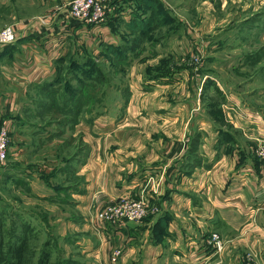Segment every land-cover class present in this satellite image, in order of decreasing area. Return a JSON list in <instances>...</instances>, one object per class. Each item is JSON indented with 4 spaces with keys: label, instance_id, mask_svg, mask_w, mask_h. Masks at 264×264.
<instances>
[{
    "label": "crops",
    "instance_id": "obj_1",
    "mask_svg": "<svg viewBox=\"0 0 264 264\" xmlns=\"http://www.w3.org/2000/svg\"><path fill=\"white\" fill-rule=\"evenodd\" d=\"M62 2L38 1L43 10L33 16L48 14V20H27L16 52L4 62L8 77L17 80L10 82L9 99L0 94V125L12 135L8 151L16 133L25 135L22 147L35 142L31 133L22 134L25 128L15 131L26 124L24 102L37 100L26 94L36 95V85L54 77L67 51L106 62L105 45L134 41L125 52L126 89L111 90L66 126L64 136L55 134L70 141L64 148L77 156L74 175L81 181L68 188V199L56 184L62 172L72 175L71 167L50 175L67 153L62 139L44 143L52 161L44 164L47 179L30 158L24 164L17 146L0 163L18 165L10 172L27 182L25 194L48 203V224L61 246L62 236L74 235L65 255L77 254L79 264H246L247 256L264 264V157L255 155L264 143V0H165L174 18L169 32L151 43L139 40L137 47L141 30L126 26L146 7L137 0H113L99 24L72 25L64 23ZM202 38L206 52L195 56ZM77 141L85 142L84 155ZM143 193L150 210L141 221L96 217L121 196ZM214 232L225 241L221 251L209 243Z\"/></svg>",
    "mask_w": 264,
    "mask_h": 264
},
{
    "label": "rangeland",
    "instance_id": "obj_2",
    "mask_svg": "<svg viewBox=\"0 0 264 264\" xmlns=\"http://www.w3.org/2000/svg\"><path fill=\"white\" fill-rule=\"evenodd\" d=\"M38 1L39 0H0V31L5 28L6 26H13L16 29V33L17 36H20V33L22 31L23 28H25L27 20H31L32 18L34 20L38 19L40 14H37L35 16H33V14L36 13H40L43 8L38 5ZM71 0H63L62 3H64V8H67V4L70 2ZM164 5H165V0H162ZM168 1L170 4L171 3H175L176 0H166ZM190 4H195L196 0H188ZM166 6V5H165ZM169 11V9H167ZM54 11V10H53ZM57 13V12H56ZM63 13L65 14L66 11H63ZM48 14H45L44 16H40L39 18H45V16ZM49 17H47L46 19L48 20ZM171 25H169L167 22L159 27H155L152 30H149V32L147 34H145L143 36L141 40L145 42V43H151L154 41L155 37L159 36L158 33L161 32H165L168 33L169 29H170ZM118 31H120L118 29ZM121 32V31H120ZM135 36V34H128L125 33L124 36L127 39H130L131 36ZM198 48H196V50H194L196 52V55H198V51L199 52H203V54L206 52L205 51V44H204V39L202 38V41L199 42L198 41ZM19 44V39L17 38L16 41L9 43V44H4V45H0V85H1V95L3 94L6 98H10L11 95V89L9 90L10 87V82H16V78L11 79L10 77H8L7 72H5V69L7 68L5 66V61L6 58H11V54L16 52L17 49V45ZM22 48V47H21ZM63 56H65V60L66 62L63 63L60 66V74L57 77L58 80V85L55 88V90L53 91L54 93H56V91H58V94L55 96H51V93H45L43 95H40L39 93H37L36 95L34 94H29L27 93L26 99H40V96H42L44 98V101H48V102H52L53 106H57L58 102H60L62 100V96L64 94L67 93H75L76 91H79L81 89H85L86 91L81 92V95L79 96L80 98H90V93L91 90L94 89L95 87L92 85V89H90V85L88 83H81L80 79H74V75L73 73L70 72V67L72 62H74V65L81 63L82 61V57H79V55L74 56L73 54V49H70L69 51H67ZM194 61L195 62H200L199 59H197V57H194ZM4 63V64H2ZM2 64V65H1ZM116 69V74L114 75L116 77V79H114L115 81H122L123 85L126 84L127 85V81L125 78V73L120 74L119 73V67H118V63H115L113 65ZM77 67V66H76ZM118 71V73H117ZM66 74V76L64 75ZM11 75V74H9ZM12 76H15L14 74H12ZM107 78V75H104L103 78H101L100 83H103L105 81V79ZM65 79V81H64ZM7 90H9L10 92H7ZM7 93V94H6ZM79 97H76L78 99H74V97H71V102L75 108L74 103L79 102V104H81L83 102V100H79ZM1 100H0V104H1ZM33 105V106H31ZM10 108V106H7ZM6 107V108H7ZM46 104L43 105V107H39L37 105V103H29L27 100L24 102V106L22 107V115L25 118L23 121L26 124H21L18 123L17 124V128L15 129V131L17 132H21L22 129L25 130V132L23 131L22 134H25L26 132L31 133L30 138H31V143H33V141H35L33 143V145H29L24 143L23 147L21 146L20 142L21 140L24 138L25 135H21V134H15L13 139L11 140V143L13 145L10 146L9 151L7 149V160H10L11 157L9 158V156H11L14 152L16 146H17V150H16V154H19L18 157H22V161L25 164V160L29 158L32 160V162L36 163V170H38L39 172H47L45 170L47 163H52L51 159H49L51 157L50 155V144L49 145H45L44 143L46 142H50L53 139L58 140V138L62 139V149H66L67 153L62 155V160L60 161V165H62V167L64 166L65 163H69L70 167H71V171L73 172L72 175H65L63 172L61 175H57L59 178H61L62 180V185H64L65 188H67L65 191L64 189H62V199L64 197H66L68 199V188L71 187H75L78 184V181L75 179L74 175V163L75 160L77 159V156H74V150L73 149H67L69 148L71 142L70 141H65V139L56 136L55 134L56 131L58 130V134H61L62 136H64V128L62 127V125L59 123V119H62V117H64L65 115L62 114V112L53 110V108L51 107L50 109L46 110ZM5 108V109H6ZM87 107H83L82 110L86 109ZM12 109L13 105H12ZM187 109V105H185V110L183 111V114H185ZM4 112V110H3ZM83 112H87L86 110ZM53 113V114H52ZM88 113V112H87ZM27 121V122H26ZM25 125V126H24ZM45 125V126H43ZM24 126V127H21ZM35 134H39L38 136H36ZM12 137V135L10 136ZM28 137V135H27ZM65 141V142H64ZM40 144H44L43 145H39ZM36 144L38 146V148L34 149L36 146L34 145ZM48 144V143H46ZM49 146V147H48ZM75 146L77 148V150H81L82 154L84 155L86 153L87 147L85 142H76ZM80 146V148H79ZM8 147H9V142H8ZM67 147V148H64ZM14 149V151H13ZM34 149V151H33ZM53 150V148H52ZM69 151V152H68ZM10 154V155H9ZM39 155V156H38ZM73 155V159L71 158ZM5 159V160H6ZM4 160V161H5ZM6 160V161H7ZM48 160V161H47ZM47 161V162H46ZM59 162L58 158L55 159V162ZM8 162V161H7ZM54 162V161H53ZM1 163V161H0ZM49 166V164L47 165ZM57 165H55L54 167L51 168V171L54 170L56 168ZM69 167V168H70ZM58 178H55L54 184H56V182L58 181ZM19 185H21V187L23 188V190H20V187H18ZM56 187V186H55ZM75 189V188H74ZM28 190L26 188L25 185L22 184H18V183H14L12 177L10 176H6V175H1L0 176V212H3L4 214L2 215V220H3V225L8 226L7 227V231L9 233V229L11 227L10 225V220H11V215H10V203L15 204V205H19L32 210L33 208L38 212L39 215L46 216V221L48 222V214H47V207H49L48 203L45 200H37L35 198H33L30 195H26L25 193H27ZM36 203V204H35ZM71 205V204H69ZM148 209L149 205H148ZM62 219V218H61ZM60 230H62V226L60 227ZM216 233V232H214ZM218 234V233H217ZM219 235V234H218ZM211 236V235H210ZM220 237V235H219ZM74 235H65L62 236V252L64 253V245H70L72 243H74ZM5 239L7 240V236H5ZM30 248H41L42 246V239H44V235L40 234L39 236H37V234L33 233L30 236ZM220 239L222 240L223 243V248L225 246V241L223 238L220 237ZM73 248V247H71ZM35 252V257L32 258V262L35 263V260L37 258V254L36 251ZM58 252H56L54 255L50 254V258L53 256H56ZM113 253V252H112ZM112 256V255H111ZM119 256V255H118ZM56 257H53V259H55ZM246 264H257L256 262H254L252 260L251 256H247L246 257ZM24 263L25 264H31V259L29 257H25L24 259Z\"/></svg>",
    "mask_w": 264,
    "mask_h": 264
},
{
    "label": "trees",
    "instance_id": "obj_3",
    "mask_svg": "<svg viewBox=\"0 0 264 264\" xmlns=\"http://www.w3.org/2000/svg\"><path fill=\"white\" fill-rule=\"evenodd\" d=\"M137 3L143 9L136 12L133 15L132 19L129 23L126 24L129 31H140L142 34L148 33L149 30H152L155 27H159L164 25L166 22L169 23L171 21L172 16L169 14L166 6L164 5L162 0H137ZM145 13V14H144ZM134 37L135 44L134 47H137L139 40L141 39L139 36ZM134 43V41H133ZM132 44L127 42H122L118 46L114 45H105L104 51L110 53V57L107 59L106 62H101L97 60L92 54L88 53L84 55H80L79 53H74V56L79 55L82 57L81 63L74 65L72 62L70 67V72L73 73L75 76L74 79H80L81 83H88L91 84L90 89V98H80L81 92L86 91L85 89H81L76 91L75 93H67L62 96V100L58 102L57 106H53L52 102L44 101V98L40 96L34 103H37L39 107H43L46 104V110L50 109L51 107L55 108V110L62 112L65 116L62 119H59V123L62 125L63 128L66 126H72L73 123L76 121L78 115L83 112H91L93 109V105L98 102L102 101L107 97V94L111 93V90H123L126 89L123 87V83L120 80L116 82L114 76L116 74V69L113 66L115 63H118L119 73L122 74L125 72V69L129 63L128 58L125 57V52L132 49ZM65 56H62V64L65 63ZM77 66V67H76ZM60 66L57 69L56 74L51 80L43 81L40 84L36 85V91L43 95L45 93H51V96H55L58 94V91L54 93L53 91L58 85L57 77L60 74ZM118 73V71H117ZM66 76V74H64ZM104 75H107V78L103 83H100L101 78ZM65 81V79H64ZM92 85L94 87H92ZM110 89V91L108 90ZM74 99L83 100L81 104L79 102L74 103L75 108L71 102V97ZM112 99H115L111 96ZM87 107L86 109L82 110L83 107ZM53 114V113H52ZM45 126V125H43ZM58 132V130H55ZM38 136L39 134H35ZM40 136V135H39ZM87 151V150H86ZM73 159V155L71 157ZM62 160V158H61ZM18 168V165H11L8 164L4 166V168L0 167V176L6 175L10 176L13 179L14 183L25 185L27 182L23 179L22 176H17V173L10 172V169ZM70 167L69 163H65L63 168L58 167L51 171L50 175H54L55 170H68ZM14 168V169H15ZM73 173V172H72ZM41 176L45 179L48 178V174L41 173ZM75 179L80 182L81 178L79 176H75ZM58 189L67 188L62 185V182L56 184ZM4 213L0 212V264H25L24 259L25 257H29L31 259V264H79L80 260L76 254L66 256L65 252H62L61 246V239L59 236L52 232V229L48 222L46 221V216H41L35 209L29 210L25 207L15 205L10 203V215H11V222H10V229L9 233L7 231V227L3 225L2 215ZM46 219V220H45ZM35 233L37 236L40 234L44 235V239H42V246L41 248H30V236ZM7 236V240L5 239ZM38 255L35 263L32 262V258L35 257V252ZM64 251V250H63ZM56 254L55 259L53 257L50 258V254Z\"/></svg>",
    "mask_w": 264,
    "mask_h": 264
},
{
    "label": "built area",
    "instance_id": "obj_4",
    "mask_svg": "<svg viewBox=\"0 0 264 264\" xmlns=\"http://www.w3.org/2000/svg\"><path fill=\"white\" fill-rule=\"evenodd\" d=\"M113 0H71L65 9L66 25L72 24H99L103 22L108 14L110 3ZM50 16H52L50 14ZM38 23L45 24L47 19L38 18ZM17 39L15 27L9 25L0 31V45L9 44ZM10 132L6 126L0 125V161H4L7 157L8 142ZM255 155L264 157V143L255 148ZM149 182L152 178L149 177ZM148 199L145 193L137 198L121 196L117 200L105 205L97 211L96 217L103 222H139L148 213ZM209 243L216 251L223 249V243L217 233H212L209 238ZM120 254V250L113 251L111 259L115 260ZM249 261V260H248Z\"/></svg>",
    "mask_w": 264,
    "mask_h": 264
}]
</instances>
